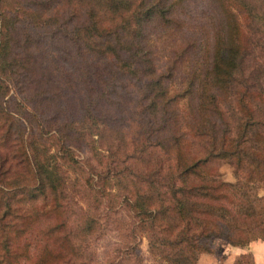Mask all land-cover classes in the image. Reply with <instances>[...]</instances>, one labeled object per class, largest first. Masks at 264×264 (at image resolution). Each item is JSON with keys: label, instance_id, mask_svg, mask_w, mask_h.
Returning <instances> with one entry per match:
<instances>
[{"label": "trees", "instance_id": "1", "mask_svg": "<svg viewBox=\"0 0 264 264\" xmlns=\"http://www.w3.org/2000/svg\"><path fill=\"white\" fill-rule=\"evenodd\" d=\"M186 1L0 0V264H97L100 210L127 218L99 264L264 242V0Z\"/></svg>", "mask_w": 264, "mask_h": 264}, {"label": "rangeland", "instance_id": "2", "mask_svg": "<svg viewBox=\"0 0 264 264\" xmlns=\"http://www.w3.org/2000/svg\"><path fill=\"white\" fill-rule=\"evenodd\" d=\"M204 5L205 0H188L185 2L184 10L187 14L194 16L203 9ZM47 36L49 37L50 34L48 33ZM48 37L40 36L38 42H40L43 47L39 48L36 56L39 58L41 64H46L51 61L55 72V42L51 41ZM260 62L264 64V58H262ZM258 70L260 84L264 87V67H259ZM69 71H72V69L69 68ZM77 153L78 157L82 159H85L87 156L84 152ZM217 170L219 172V177L222 180L233 181V168L229 164L221 163ZM71 178L72 175H70V179ZM76 188L78 187L71 186V182L67 184V191L72 194V199L77 201L79 205L83 206V201L78 198V191H81L82 189ZM256 191L259 195L264 194V188H257ZM126 218V212L123 209L115 211H99V221L102 224V231L90 241V249L97 264L104 261L106 253L110 254L112 252V248L119 240L120 232L122 233V220H126ZM246 247L247 245L245 247L231 246L224 240L215 238L211 241L210 253L198 254L197 264H232L233 260L240 252L247 251ZM257 252V258L264 259V251L258 250ZM138 253L141 257V264H156L146 251V241L143 237L139 238L138 241Z\"/></svg>", "mask_w": 264, "mask_h": 264}, {"label": "crops", "instance_id": "3", "mask_svg": "<svg viewBox=\"0 0 264 264\" xmlns=\"http://www.w3.org/2000/svg\"><path fill=\"white\" fill-rule=\"evenodd\" d=\"M246 248H247L246 249L247 251L240 252V253L249 252L251 254V256H252L253 264H264V259L263 258H261V259L257 258V253H258L257 251L258 250L264 251V242L259 241V240L251 241V242H249L247 244ZM257 260H259V261H257Z\"/></svg>", "mask_w": 264, "mask_h": 264}]
</instances>
